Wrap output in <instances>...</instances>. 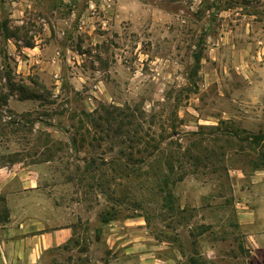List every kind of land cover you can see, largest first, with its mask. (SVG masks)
Listing matches in <instances>:
<instances>
[{"label": "rangeland", "instance_id": "1", "mask_svg": "<svg viewBox=\"0 0 264 264\" xmlns=\"http://www.w3.org/2000/svg\"><path fill=\"white\" fill-rule=\"evenodd\" d=\"M263 136L264 0H0V150L60 160L76 264H264Z\"/></svg>", "mask_w": 264, "mask_h": 264}, {"label": "crops", "instance_id": "2", "mask_svg": "<svg viewBox=\"0 0 264 264\" xmlns=\"http://www.w3.org/2000/svg\"><path fill=\"white\" fill-rule=\"evenodd\" d=\"M27 49L32 59L44 57L45 51L37 45ZM2 150L0 209L8 216L0 221V264H76L77 256L96 252L100 244L95 230L89 227L90 220L74 211L70 203L54 199L53 190L59 187L52 184L57 169L44 166L60 160L54 157L52 161L31 163L21 159L20 151ZM252 177L256 187L262 185L264 169L256 170ZM83 243L88 244L86 250L81 247Z\"/></svg>", "mask_w": 264, "mask_h": 264}, {"label": "trees", "instance_id": "3", "mask_svg": "<svg viewBox=\"0 0 264 264\" xmlns=\"http://www.w3.org/2000/svg\"><path fill=\"white\" fill-rule=\"evenodd\" d=\"M34 100L35 99V97L33 96V95H29V97H23L22 98V100ZM8 100H9V98H6L5 99V101H4V103H6L7 104V102H8ZM91 114V113H90ZM89 114V115H90ZM251 139L253 140V141H255V140H257V139H259V138H257V136H252L251 137ZM264 139V136L261 138V140H263ZM75 146L76 145V141L73 139L72 140V145L71 146ZM58 151H59V149H58ZM53 160H54V158H53ZM92 160V161H91ZM90 161L92 162V163H94L95 164V159H91ZM46 161H52L51 159H47ZM126 168H128V165L126 166ZM260 169H264V159H263V161H262V163H260V165H257V167L254 169V171H256V170H260ZM90 171H92L91 169H89V168H86V172H90ZM99 177H101V175L99 176ZM0 202H1V199H0ZM8 216V213H7V211L5 210V209H0V221L3 219V218H6ZM112 221V217H109V218H105L104 219V221H103V223L104 224H109L110 222Z\"/></svg>", "mask_w": 264, "mask_h": 264}]
</instances>
